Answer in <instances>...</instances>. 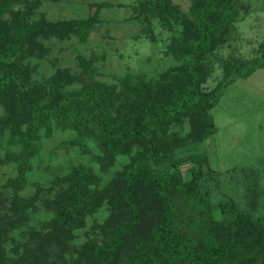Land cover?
<instances>
[{"label":"trees","instance_id":"obj_1","mask_svg":"<svg viewBox=\"0 0 264 264\" xmlns=\"http://www.w3.org/2000/svg\"><path fill=\"white\" fill-rule=\"evenodd\" d=\"M14 1L23 0H0V134L5 131L8 142L19 147L1 159L16 164L7 184L20 186L40 131L48 135L52 123L72 131L70 144L90 155V162L51 179L58 190L43 202L51 212L45 239L59 240L86 212L104 205V220L94 224L102 240L82 247L91 261L79 257L71 264H264V213L254 215L226 197L217 203L214 217L208 191L199 188L206 155L174 154L179 146L199 143L215 131L210 109L231 79L264 67V52L246 60H222L220 80L209 90L202 88L215 48L228 38L238 0H194L185 13L169 0L144 2L148 24L150 18L179 23L166 47L178 65L157 79L125 74L118 85L92 79L94 56L78 57L74 75L56 68L33 80L24 59L41 47L39 36L84 39L94 18L28 20L27 9L9 11ZM73 82L76 86L69 87ZM183 119L188 132L166 138V127ZM84 138L95 142L96 153L85 147ZM122 154H128L127 161L99 185L92 162L103 172ZM186 163L191 165L189 178L183 179L179 167ZM12 201L14 211L27 205L21 198Z\"/></svg>","mask_w":264,"mask_h":264},{"label":"rangeland","instance_id":"obj_2","mask_svg":"<svg viewBox=\"0 0 264 264\" xmlns=\"http://www.w3.org/2000/svg\"><path fill=\"white\" fill-rule=\"evenodd\" d=\"M151 1H14L9 11L27 9L28 20L94 18L84 39L74 34L39 36L41 47L27 53L24 59L32 67L31 78L40 80L56 68H65L74 75L79 69L78 57L94 56L90 76L96 81L118 85V79L125 74L134 79L137 75L157 79L162 72L178 65L166 47L177 36L180 25L177 22L161 24L156 18H150L148 24L142 6ZM169 1L185 13L194 0ZM238 2L237 16L230 25L228 38L214 50L212 70L202 84L204 90L220 80L222 60H246L264 52V0ZM8 16L9 12L3 18ZM2 114L0 105V116ZM210 116L215 131L199 143L179 146L174 151L175 156L206 155V163L201 166L204 178L199 188L208 191L214 217L219 213L217 203L226 197L254 215L264 213V67L246 77L231 79L210 109ZM187 132L188 122L183 119L180 125L166 127V138H177ZM73 138L72 131L59 129L53 123L48 135L40 131L28 171L17 187L7 184L15 176L16 164L10 160L1 162V159L8 152L16 153L19 147L17 143L8 142L5 131L0 134V264H71L79 257L91 261L82 247L88 241L102 240L103 233L94 224L98 226L104 220V205L86 212L81 223L59 240L44 237L50 230L47 221L51 212L43 202L58 190L51 179L66 173L72 165L90 162V155L70 144ZM83 142L91 152H97L92 139L84 138ZM127 157L128 154L118 155L103 172L92 162L94 171L99 174V185H103ZM190 167V163L179 167L183 179L189 178ZM18 198L27 205L21 211H14L12 200Z\"/></svg>","mask_w":264,"mask_h":264}]
</instances>
